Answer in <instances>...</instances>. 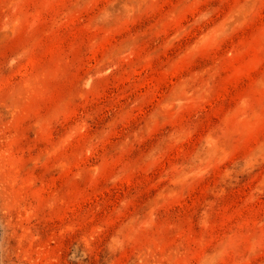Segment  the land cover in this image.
I'll list each match as a JSON object with an SVG mask.
<instances>
[{
  "label": "rangeland",
  "instance_id": "obj_1",
  "mask_svg": "<svg viewBox=\"0 0 264 264\" xmlns=\"http://www.w3.org/2000/svg\"><path fill=\"white\" fill-rule=\"evenodd\" d=\"M0 264H264V0H0Z\"/></svg>",
  "mask_w": 264,
  "mask_h": 264
}]
</instances>
